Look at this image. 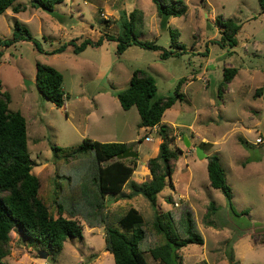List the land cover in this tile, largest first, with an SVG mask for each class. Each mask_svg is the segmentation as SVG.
I'll use <instances>...</instances> for the list:
<instances>
[{"label": "rangeland", "instance_id": "374dc122", "mask_svg": "<svg viewBox=\"0 0 264 264\" xmlns=\"http://www.w3.org/2000/svg\"><path fill=\"white\" fill-rule=\"evenodd\" d=\"M183 1L188 6L185 16L166 17L159 15L152 0H65L53 13L30 7V0H18L28 9L15 14L10 8L0 16V38L13 39L15 25L20 23L29 29L42 52L29 40H20L9 48L0 46L1 90L11 95L9 110L21 112L26 118L32 173L41 177L54 217L58 216L57 196L83 181L93 159L92 154L65 159L61 153L57 160L54 147H76L85 139L133 147L138 156L124 160L132 163L137 159L134 178L123 193L108 197L105 209L108 224L120 229L119 218L131 207L146 222L155 219L149 201L136 194L139 190L134 186L150 180L144 170L149 160L158 156L156 148L161 138L155 129L146 132L139 127L137 108L124 110L116 92L129 86L138 69L155 79L157 97L174 96L180 80L185 79L181 88L184 101L177 102L163 117L166 124L175 126L170 127L174 136L171 148L179 155L171 163L172 182L167 180L158 196L159 209L172 211L178 227L181 221L177 209L184 202L195 211L205 243L182 249L183 264H232L230 254L238 264H264V11L259 0ZM136 9L143 13V21L134 29L138 39L155 40L169 49L170 30L177 29L180 42L186 45L185 53L162 59L159 51L132 45L119 54L117 36H123L128 15ZM218 17L222 21L232 19L240 26L236 46L230 47L228 42L221 46ZM101 38L100 46L74 51L87 40L96 43ZM64 45L65 52L52 53ZM37 63L63 74L66 99L62 108L42 93L36 80ZM229 67L238 68V74L219 95L224 68ZM185 137L191 140L190 146L185 145ZM260 138L262 142L257 143ZM202 142L211 144L208 154L220 157L235 208L249 211V215H234L223 193L209 185L207 163L197 156ZM69 176L71 182L65 178ZM211 203L218 209L210 219L216 227L206 224ZM77 220L83 225L82 237L67 240L55 260L49 249L26 239L16 229L11 232V253L4 262L115 264L113 255L105 249V228L91 231L81 216ZM41 252L49 257L42 258ZM145 257L149 264H159L150 253Z\"/></svg>", "mask_w": 264, "mask_h": 264}, {"label": "trees", "instance_id": "16d2710c", "mask_svg": "<svg viewBox=\"0 0 264 264\" xmlns=\"http://www.w3.org/2000/svg\"><path fill=\"white\" fill-rule=\"evenodd\" d=\"M17 1L0 0V16L10 8L15 14L27 11L28 5ZM64 1L30 0L29 6L53 13L56 5ZM152 1L157 6L160 16L183 17L188 12V6L183 0ZM259 3L264 11V0H259ZM128 17L129 21L124 26L125 33L122 32L123 36H117L119 54L132 45L159 51L162 59L184 54L187 50L186 45L179 40L181 34L177 29L170 30L169 49L158 45L155 40L138 39L134 29L137 22L143 21V13L136 9ZM216 24L222 28L220 45L225 47L228 42L230 47L236 46L235 36L240 26L232 19L222 21L219 17ZM127 31L129 34L126 36ZM106 37L114 39L112 36ZM102 39L96 43L87 40L74 51L80 53L88 46H100ZM20 40L31 41L36 49L42 52L40 44L33 38L29 29L20 23L15 25L14 38L9 40L0 38V46L9 48ZM66 49L67 46L64 45L52 53H62ZM1 56L0 53V58ZM238 70L236 67L224 68L219 95L232 83ZM36 80L49 101L58 108L65 105L64 76L60 71L50 65L37 63ZM184 83L185 79L180 80L174 96L157 97L158 87L155 79L147 71L138 69L134 71L129 86L116 92V97L124 110L137 108L141 118L139 127L147 129L158 127V135L161 138L159 154L149 160L146 168L150 180L142 186H134V190L142 191L143 196L149 201L155 211V219L146 222L143 215L131 207L119 218L120 229H117L108 224L105 209L108 197L122 193L138 166L137 159H132V163H128V160H115L128 149V145L85 139L76 147L63 150L54 147V158L57 160L60 159L61 153H64L65 159H75L85 154L93 155L92 166H89L83 181L55 199L58 216L54 217L49 207V198L43 190L42 179L32 173L34 162L28 147L26 118L21 112L9 110L11 95L1 90L0 81V264H6L4 260L11 253V232L16 229L26 239L49 249L50 256L55 260L62 253L67 240L82 237L84 229L77 220L79 216L90 228H105V249L113 255L115 264H149L145 257L146 253H150L159 264H183L180 255L182 249L191 244L204 245L205 238L197 225L195 211L189 202H184L177 209L181 221L179 227L175 223L173 212H161L158 202V196L164 190L167 180L172 181L174 167L171 163L178 159L179 155L178 151L171 148L174 136L169 126L162 121L167 110L177 102L184 101L185 95L181 92ZM259 91L262 92L263 88ZM240 142L244 144L242 138ZM200 147L207 152L211 144L202 142ZM207 161L210 186L223 193L234 215H249V211L238 212L235 208L233 193L220 157L212 154L207 156ZM65 178L69 182L72 180L70 176ZM217 211L215 204H209L205 216L209 227H216L210 219ZM230 261L232 264H238L233 254H230Z\"/></svg>", "mask_w": 264, "mask_h": 264}, {"label": "water", "instance_id": "95a60500", "mask_svg": "<svg viewBox=\"0 0 264 264\" xmlns=\"http://www.w3.org/2000/svg\"><path fill=\"white\" fill-rule=\"evenodd\" d=\"M184 143H185L186 146H190L191 145L188 137H185ZM137 156H138V153L134 151L133 147H130L126 151H124L122 154H120L115 160H124V159H127V158H135ZM197 156H198V158L200 160L207 159V154L201 147L197 148ZM136 194L143 195V192L139 191V192H136ZM107 203H109V201ZM40 256L42 258H48L49 254L47 252H41Z\"/></svg>", "mask_w": 264, "mask_h": 264}, {"label": "crops", "instance_id": "0c3cea01", "mask_svg": "<svg viewBox=\"0 0 264 264\" xmlns=\"http://www.w3.org/2000/svg\"><path fill=\"white\" fill-rule=\"evenodd\" d=\"M237 76V75H236ZM113 98V97H112ZM114 99V98H113ZM116 100V99H115ZM166 113V112H165ZM162 123L163 124H166L165 123V121H162ZM168 125V124H167ZM169 126V128L170 127H174L175 128V126H173V125H168ZM141 129H143L144 131H146V132H149L150 130L149 129H147V128H141ZM153 129H155L156 130V132L158 133V127H156V128H153ZM152 130V129H151ZM154 133V132H153ZM157 133H155L156 135H157ZM158 136V135H157ZM151 139H153V138H150V140ZM189 141L191 142V140L189 139ZM108 142V141H107ZM106 142V143H107ZM109 142H111V141H109ZM160 142H161V140H159V137H158V146H160ZM103 143V142H102ZM159 149V147H157L156 148V150H158ZM206 154H207V156H209V155H212V154H208L207 152H206ZM213 154H215V153H213ZM202 161H204L205 163H207L208 161H207V159H204V160H202ZM144 169H145V166H144ZM144 172H145V175L147 176V177H149L150 178V175L146 172V170H144ZM134 173H135V171H134ZM134 178V174L132 175V177H131V179L126 183V185L124 186V189H123V191L125 190V187L130 183V181L132 180ZM172 182V181H171ZM173 184H171V186H172ZM210 185V184H209ZM123 191H122V193H123ZM109 201V200H108ZM107 201V202H108ZM90 228V227H89ZM97 229V227H95V228H90V230L91 231H94V230H96Z\"/></svg>", "mask_w": 264, "mask_h": 264}, {"label": "built area", "instance_id": "2783aa9c", "mask_svg": "<svg viewBox=\"0 0 264 264\" xmlns=\"http://www.w3.org/2000/svg\"><path fill=\"white\" fill-rule=\"evenodd\" d=\"M155 128H156V127H155ZM256 142H257V143H261V142H262V139H261V138H260V139H257ZM175 205L178 206L179 204L176 203ZM46 264H48V263H46Z\"/></svg>", "mask_w": 264, "mask_h": 264}]
</instances>
